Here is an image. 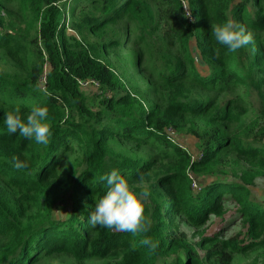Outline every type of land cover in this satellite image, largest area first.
Listing matches in <instances>:
<instances>
[{"label":"trees","instance_id":"16d2710c","mask_svg":"<svg viewBox=\"0 0 264 264\" xmlns=\"http://www.w3.org/2000/svg\"><path fill=\"white\" fill-rule=\"evenodd\" d=\"M227 19L252 36L235 53L211 35ZM122 23L137 35L147 93L109 66ZM0 58L15 60L0 68V264H234L240 252L264 264V197L250 189L264 178V0H0ZM33 106L48 108L46 147L3 124ZM175 135L194 138L196 156ZM112 168L149 191L147 233L88 225ZM233 216L239 233H206ZM180 221L203 228L199 241Z\"/></svg>","mask_w":264,"mask_h":264},{"label":"clouds","instance_id":"9594fccd","mask_svg":"<svg viewBox=\"0 0 264 264\" xmlns=\"http://www.w3.org/2000/svg\"><path fill=\"white\" fill-rule=\"evenodd\" d=\"M211 35L219 45L233 53L252 43L251 34L231 19L212 26ZM3 124L8 133H18L19 136L45 147L49 145L53 135L46 106H33L23 115L18 109H13L4 113ZM13 167L23 170L28 167V163L26 160L14 159ZM100 180L105 184V191L95 200L87 217L88 225L91 228H107L131 234L147 233L151 228V220L145 213L149 191H135L115 168L103 174ZM141 244L151 251L158 247V243L147 236L141 240Z\"/></svg>","mask_w":264,"mask_h":264},{"label":"rangeland","instance_id":"374dc122","mask_svg":"<svg viewBox=\"0 0 264 264\" xmlns=\"http://www.w3.org/2000/svg\"><path fill=\"white\" fill-rule=\"evenodd\" d=\"M9 7H11L9 5ZM15 7L14 4L12 6ZM71 15L68 14L67 21L70 20ZM121 39V43L108 46L106 48L107 50V58L109 61V66L122 78L125 80V82L129 86H140L142 87L143 91L147 93V91L151 90V84L149 83V69L143 66L142 63L138 62V54L137 51H139L138 45L134 44V40L137 38V35H134L133 30H130L129 23H122L119 25V35H117ZM156 42V40H154ZM194 45V42L192 43V46ZM151 59V58H149ZM15 60L7 61L6 59L3 60L0 58V68L5 66H10L12 62ZM147 66L150 68L151 63H148ZM197 66L198 68L205 69V66L197 60ZM16 65L11 66L13 70H15ZM48 68L45 66V72H47ZM44 77L40 80V84L43 86L44 84ZM83 88L88 94L93 93L94 91H97V83L93 82L92 80H89L88 82L82 83ZM151 101H154L155 96L147 94L146 95ZM174 138L179 139L182 146L186 147L189 151L193 153L194 156L196 154V141L194 138L189 137L187 135H175ZM127 147V145H125ZM128 148V147H127ZM135 151V150H134ZM150 152H153L152 149L148 148V154ZM194 184L196 189H199L201 187V182L198 178L193 177ZM203 181V180H202ZM252 191V196L256 198L258 201H263L264 197V178L257 179L255 184L250 187ZM65 204V206L60 207V214L63 215V218H66V213L71 212V203ZM62 204V205H63ZM233 214L234 212H229V214ZM236 220V216H233L230 219H227L225 222H219L217 224H213L210 227L206 228V233L210 235H214L217 231L222 232L224 231V235L229 236L232 234H236L240 232V225L236 221L234 224V221ZM181 229L188 232L189 238L193 239L195 241H199L200 231L197 228H194L192 226L186 225L183 222H181ZM243 237V236H242ZM199 252L203 255L204 249L202 247H198ZM234 264H248L252 262L254 254L253 252H240L236 256L233 255ZM54 261V263L62 264L63 261L70 260L72 263L74 261L73 258H68L66 256L62 257H54L51 259ZM46 262V261H45ZM44 262V263H45Z\"/></svg>","mask_w":264,"mask_h":264}]
</instances>
